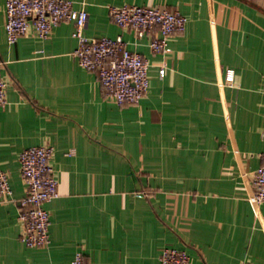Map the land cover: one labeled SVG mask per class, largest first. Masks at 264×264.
Instances as JSON below:
<instances>
[{"label": "crops", "instance_id": "obj_1", "mask_svg": "<svg viewBox=\"0 0 264 264\" xmlns=\"http://www.w3.org/2000/svg\"><path fill=\"white\" fill-rule=\"evenodd\" d=\"M72 1L88 12L87 37L122 36L148 61V92L133 105L111 99L80 66L72 22L9 44L0 0V168L12 188L0 264H72L78 251L86 264H159L166 246L191 264H264V204L251 200L264 152V0ZM123 5L178 10L185 30L154 53L157 29L138 39L111 19ZM33 146L52 147L59 183L42 247L25 245L18 220L19 154Z\"/></svg>", "mask_w": 264, "mask_h": 264}, {"label": "built area", "instance_id": "obj_2", "mask_svg": "<svg viewBox=\"0 0 264 264\" xmlns=\"http://www.w3.org/2000/svg\"><path fill=\"white\" fill-rule=\"evenodd\" d=\"M258 1V0H254ZM6 35L9 44L33 33L47 39L52 29L63 22L74 24L73 37L78 41L74 52L85 70L98 76L108 96L120 106L137 104L148 92V61L139 53L127 48L122 36L116 38H90L84 34L88 17L86 9H77L72 0H6ZM109 15L120 27L135 33L138 39L152 34L149 43L154 53L165 52L168 39L184 32L187 18L178 10L155 6H110ZM4 62L0 59V107L7 103L8 81L3 76ZM161 77L165 68L160 69ZM234 71L227 70L224 85H235ZM52 147L33 146L19 154L21 175L26 185L21 199L18 220L22 223L21 239L27 247H42L50 241V215L45 204L58 195V179L51 165ZM262 163L255 171V204H264V152ZM12 195L8 174L0 168V203ZM72 264H86L84 254L78 251ZM159 264H191L189 255L172 246L162 249ZM242 264H254L244 261Z\"/></svg>", "mask_w": 264, "mask_h": 264}]
</instances>
